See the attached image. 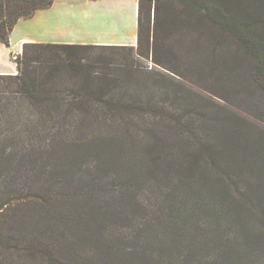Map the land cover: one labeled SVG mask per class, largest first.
I'll list each match as a JSON object with an SVG mask.
<instances>
[{
  "label": "trees",
  "instance_id": "16d2710c",
  "mask_svg": "<svg viewBox=\"0 0 264 264\" xmlns=\"http://www.w3.org/2000/svg\"><path fill=\"white\" fill-rule=\"evenodd\" d=\"M138 1V48L147 46L161 67L176 72L163 54L185 57L187 44L208 42L214 55L218 46H239L264 72V0ZM54 2L0 0V43L9 44L19 20ZM134 50V45L27 42L15 57L18 72L0 74V264H256L263 245L253 231L231 234L233 214L223 204L235 197L236 210L259 207L257 183L256 191L238 197L232 192L233 176L244 170L237 153L241 125L225 123L229 135L216 127L229 140L221 146L206 129L205 137L189 129L210 110L188 105L182 111L176 101L152 97L151 88L161 87L169 72L136 64ZM66 71L74 73L67 74L69 81L63 78ZM184 92L175 93V100L198 103L195 94ZM168 144L183 152L165 150ZM137 146L139 164L128 161L126 178L169 179L176 183L171 198L183 204L200 200V215L213 218L202 234L207 244L193 241L201 227L199 214L192 217L193 209L181 206L175 211L173 202L168 204L172 230L144 236L143 229L132 235L88 221L85 211L61 198L70 183L85 179L69 197L75 202L85 197L90 204V191L99 194L100 177L111 176L114 167L123 173L124 163L113 162L127 160V148ZM91 155L108 164L88 163ZM245 160L244 167L256 166L262 158ZM164 236L174 244L161 243Z\"/></svg>",
  "mask_w": 264,
  "mask_h": 264
},
{
  "label": "rangeland",
  "instance_id": "374dc122",
  "mask_svg": "<svg viewBox=\"0 0 264 264\" xmlns=\"http://www.w3.org/2000/svg\"><path fill=\"white\" fill-rule=\"evenodd\" d=\"M85 4L81 5L82 7L80 9L86 10L89 13L90 19L87 20L85 17L80 16L76 17L74 19L75 21L71 23L65 22L62 25H58L56 26L58 31H55L58 33L57 40L55 41L54 39L53 41L49 40L44 42L117 44L115 41H109L112 40L111 35L106 34V32L109 34L117 32V29L113 23L105 25L102 21L105 18H112L111 15L105 14L103 2L93 5ZM103 14H105L104 17H102ZM125 20L128 22V18ZM138 41L137 33L134 41L120 44L135 46L133 60L136 64H141L144 69H160L169 72V76L159 81L161 87L151 88L152 93L150 95L152 97L169 104H173L176 101V107H179L182 111L188 105L197 106L196 108H208L210 110L207 111L209 115L205 116L206 119L203 120L206 123H203L201 119H196V123L199 126L192 125L189 129L196 128L204 137L206 129V133L221 146L229 142L228 138L220 132L222 131L229 135L224 124L232 121L241 125V130L238 135V145L240 147L237 153L238 155H242L239 161L242 163L241 165L244 170L236 177L232 175L234 180L232 192L238 197L240 193H244L250 189L256 191L257 189L254 183H257V187L260 186L261 191L258 193L259 197L256 196L255 203L259 207L256 211H253L251 208L243 211L240 209L236 210L235 197H230L223 204L224 207L228 208L226 212L233 214L234 222L232 223L231 234L245 236L250 231H253L254 238L260 241L259 243L264 247V202H262V199H264V72H261V69L259 70L258 64L253 57L242 54L239 46L232 45L229 48L218 46L219 51L217 53L219 55H214L208 42L200 43L201 45L187 44L188 48L186 50L184 49L185 54L182 55L185 57L163 54L161 56L162 60L170 64L174 68V71H176L172 72L153 61V52L151 50L148 51L147 46L141 48L145 56L140 55L138 53L141 52L140 48H138ZM125 54V59L128 63V51H125ZM84 57L86 58V56ZM116 58L119 62H122L119 55ZM62 74H66L63 78L69 81V76L71 77L74 73L66 71ZM178 91L180 93L181 91H185L184 93L189 96L195 94V99L198 103H186L183 98L175 100L174 94L178 93ZM158 118L162 124L166 123L163 120L165 117L158 116ZM217 126L221 128L218 133L216 130ZM193 133L197 132L195 131ZM185 136H189L188 133ZM132 139L134 141V138ZM127 149L129 150L127 160H119L118 158L113 162L118 161V163H124L122 165L123 173H119L112 164L114 169L112 170L111 176H101L99 179V194L96 191H90L89 196L92 200L90 204L85 200V197L79 198L77 202L69 197V195L74 194L73 191L78 185L83 186L86 183L85 179L80 180V183H70L67 188L68 192L65 194L62 193L61 198L63 197L64 201L72 203L73 209L77 210V208H80L82 212L85 211L88 221L95 220L98 224L104 223L107 228L109 227V230L131 233L132 235H135L139 230L143 229L142 234L144 236H151L150 233H154L155 230L167 227H169L168 231L172 230V212L168 204L173 202L175 204V211H179V206H181L187 208L186 210L193 209L190 212L192 217H197L199 214L198 218L201 227L199 229L195 228L198 235L193 237V241L202 240L203 244H207L208 240H205L202 234L208 232L211 224L209 222L213 219L212 214L208 215V217L204 214L200 215V200L183 204V202H178L171 198L172 193L170 190L174 187L173 183L175 181L161 178L162 181L160 182L150 183L144 179L140 180V178H126V169L130 166L128 161L133 162L134 165H138L139 162H137L135 155L137 154V157H140V153L142 152L139 146H137V149ZM165 150L175 154H181L183 152L178 147H175L173 150L171 144H168ZM227 155L229 158L234 157L233 154ZM247 155L258 156L262 158V161H259L256 166L244 167ZM97 160V157L91 155L87 162L91 163L94 161V164H98L100 168L108 164H104L103 160L102 162H98ZM141 161L142 159H140ZM195 203L198 206L194 205ZM179 217L181 218V216ZM249 224H251L252 230L249 229ZM167 234L169 235V232ZM184 236H186L185 232ZM187 236L189 235L187 234ZM161 243L165 244V246H172L174 244L172 238L165 236ZM180 244L178 242L175 246ZM191 244L185 246V251H190ZM159 248L160 246L157 244L155 249L160 252ZM256 264H264V251L258 257Z\"/></svg>",
  "mask_w": 264,
  "mask_h": 264
},
{
  "label": "crops",
  "instance_id": "0c3cea01",
  "mask_svg": "<svg viewBox=\"0 0 264 264\" xmlns=\"http://www.w3.org/2000/svg\"><path fill=\"white\" fill-rule=\"evenodd\" d=\"M102 2L105 14L111 15L112 18H102L103 20H101L105 25L113 23L117 29V32L111 34L104 30L106 34L111 35L112 40L109 41H115L119 45L123 42L134 41L137 37L139 24L138 0H55L52 6L38 10L32 17L19 20L10 34L9 44L0 43V74H16L18 72L15 57L23 53L25 43L53 41L54 39L56 41L58 38V33L55 32L58 31L56 26L65 22L71 23L80 16L87 20L90 19L89 13L80 9L81 5ZM126 18H128V22L125 20Z\"/></svg>",
  "mask_w": 264,
  "mask_h": 264
}]
</instances>
